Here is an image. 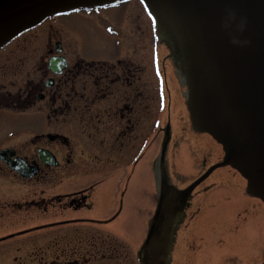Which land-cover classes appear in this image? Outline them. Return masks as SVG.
Listing matches in <instances>:
<instances>
[{
	"label": "rangeland",
	"instance_id": "obj_1",
	"mask_svg": "<svg viewBox=\"0 0 264 264\" xmlns=\"http://www.w3.org/2000/svg\"><path fill=\"white\" fill-rule=\"evenodd\" d=\"M77 16L83 20L76 17L65 20L68 29L76 31L81 39L74 36V32H68L64 28L65 21L62 17L55 16L17 41L27 44L24 50L17 51L16 46H10L6 51L0 52V71L7 68L15 71L13 75L8 74L5 77H2L0 73V91L13 93L20 88L25 90L28 80H36V77L39 80L43 78V66L45 61L48 64L49 60L47 49L55 48L49 43L51 32L54 38L62 37L60 40L63 43L65 56L70 60L83 57L89 61L103 62L115 58H131L128 56L133 52L134 59L143 61L144 58V64L150 63L151 118L149 127L144 129L149 131V137L145 144H142V140L140 143L141 148L138 154L141 155L142 160L136 169V175L129 183L130 193L133 189L134 194L132 193V199L127 205L126 216L123 215L121 218L123 220L111 232L103 226L86 227L85 231L92 235L87 232L88 234L84 236L87 242H93V236H101V240L96 239L97 251L101 255L105 254L107 258L113 256L110 264H141L138 252L146 240L147 220L153 216L157 201L153 160L163 138L160 118L165 103L163 98L165 91L158 58L156 27L140 0H125L111 8H102L99 11L95 9ZM10 49L14 50V55ZM61 79L62 77L58 78L57 82ZM56 88L53 89L54 92ZM119 89V87L115 88L117 93ZM62 101L63 99H59L55 108H60ZM10 102V98L6 97V103ZM72 106L83 107L79 105V102L75 105L73 102ZM50 107L52 106L48 96L44 102H39L34 110L12 108L13 112L21 113L12 115L11 111L3 110L0 114V147L2 149H14L22 157L37 158L39 147L46 146L60 155L62 166L66 165V158L79 161L78 164L69 168L67 174L62 172L61 166L58 170L59 177L55 181L25 182L8 172L0 174V239L15 235L14 238L5 239L0 243V264L46 262L47 244L41 241V237H46L47 229L19 236V232L32 228L26 224L22 225V222L27 219L36 218L38 224L48 222V215H45L42 208L24 206L25 203L43 197L42 192L48 198L51 195L82 190L101 181V185L95 192L96 206L93 207V211L90 213L84 211L81 214L104 219L111 218L116 213L118 208L117 203L114 205V199L119 197L126 188L127 179L123 178V167L126 164L123 160L119 158L112 167L110 163H102L110 162L107 156L111 145L114 144L118 127L114 123L112 125L108 123L110 120L108 116L97 114V107L101 106H92V113L87 115L88 120H83L81 113H74L72 110L64 113L61 111V114L55 115L53 119L49 112ZM102 107L107 108V105ZM102 117H105L102 136L105 142L104 148L101 146V152L98 153L99 147L93 145L96 130L101 128L99 120ZM90 118H92L91 121H89ZM27 119L28 121H24ZM142 122L141 117V125L138 129L141 139L144 135ZM110 127L112 131L108 130ZM82 132L83 135L86 134L87 140L82 138ZM41 134L62 135L74 143L71 142L69 148L64 146L61 140L56 144H52L47 139L37 140L35 137ZM135 136L137 133H134ZM112 137L113 141L110 142ZM83 141H86L89 146ZM147 147L150 150L149 155L143 158L141 153ZM73 149L77 150V154H69V151ZM112 154L114 155V148ZM138 154L135 155L136 160L139 157H137ZM98 155L101 159L99 166L102 168H97V173H92ZM63 156L67 157L63 158ZM81 166H85L84 169H81ZM87 169L91 170L89 175H80ZM130 169L131 164L128 165V170ZM60 180L62 184L57 186ZM209 186L213 189L207 194L198 195L188 213L189 217L194 215L195 219L186 221L185 225L177 231L178 237L171 264H262L264 262V205L248 197L245 191L246 181L231 168L216 171L195 191V194ZM117 190H119L118 195L115 196ZM106 198L109 199L106 200ZM21 204H23L22 208H20ZM142 219H145V224ZM87 247L89 249L88 245ZM18 249H20L19 252Z\"/></svg>",
	"mask_w": 264,
	"mask_h": 264
},
{
	"label": "water",
	"instance_id": "obj_2",
	"mask_svg": "<svg viewBox=\"0 0 264 264\" xmlns=\"http://www.w3.org/2000/svg\"><path fill=\"white\" fill-rule=\"evenodd\" d=\"M123 1L0 0V49L51 17ZM140 1L153 19L165 65L160 129L168 119L172 129L170 136L167 126L153 160V169L159 161L158 203L138 259L171 264L193 193L215 171H236L247 182V194L264 203V0ZM65 66L61 56L49 61L57 75ZM14 156L13 150L0 151V159L21 172L24 162L11 161ZM39 156L57 165L49 151L41 149Z\"/></svg>",
	"mask_w": 264,
	"mask_h": 264
},
{
	"label": "flooded vegetation",
	"instance_id": "obj_3",
	"mask_svg": "<svg viewBox=\"0 0 264 264\" xmlns=\"http://www.w3.org/2000/svg\"><path fill=\"white\" fill-rule=\"evenodd\" d=\"M84 12L87 13L88 11L72 12L58 16V17H62L63 20L65 21L63 22L65 24L64 28H66L68 32H72V33L74 32V36L76 37L78 36L79 39L81 38L79 37V35H77L76 31L68 29L67 21L65 19H71L76 17L79 20H83V18L77 15L82 14ZM106 18L110 19V17H106ZM46 21H44L38 27H41L43 24H45ZM35 29H32L28 32L21 34L15 40H13L9 44L5 45L2 49H0V52H4V50L6 51L7 48L10 46L13 47L16 46L17 51L24 50V46H26L27 44L25 42H17V41L23 39V37L27 36ZM50 35H51V41L49 42L50 46L54 45L55 48L47 49V53H48L47 56L49 60L47 59L48 64H46V61L44 63L43 78L39 80L38 77H36V80H28L27 81L28 86L26 87L25 90L23 88H20L19 91L13 93L11 92L5 93L3 91H0V114L3 113V110L11 111L12 115H18L19 113H21V112H13L11 110L12 108H17L19 110H23V109L34 110L37 107V104L39 102H44L48 98V96L50 98V105L52 106L49 108V112L50 115L53 117V119L55 118V115L61 114V111L62 113H64L65 111L72 110L74 111V113L75 112L78 114L81 113L80 115L83 120H88L87 115L92 113V106L94 105L101 106V107H97L98 110L97 114L108 116V118L110 119L108 120V123H110V125L114 123L116 127H118L117 130L118 132L116 133L115 140L113 141V137H112L110 141V142L112 141L114 142L113 145H111L112 143L110 144L111 150H109L107 156L110 162H102V163L105 164L110 163L112 167L115 164V162L119 158H121L123 162L126 164L123 167V178L126 177L127 184H126V188L123 190L122 193H120L121 195L119 197L117 196L119 190L115 192V196L117 197H115L114 199V205L117 203V208H118L116 213L113 214L111 218L105 217L104 219H98V218L96 219L93 216H86L81 214L84 211H86V213H90L93 211V207L96 206L95 205L96 202L94 200L96 196L95 192L99 187V185H101V181L95 182L94 184L82 190H76L70 193L51 195V197L48 198H46L44 196L45 193L42 192L43 197L36 200H32L30 203H25L24 206L25 207L35 206L37 209L42 208V210H44L45 212V215L46 216L48 215V219H47L48 222L38 224V219L36 218L27 219L24 222H22V225L26 224L31 226L32 228L31 229L28 228L24 231H21L22 233L19 232V236L20 237L24 235L26 236L29 233H32L34 231H41L43 229L48 230L46 237L45 238L41 237L42 238L41 241L46 242L47 244V252H46L47 260L46 262L44 263L42 262L41 264H103V263L110 264L113 256L107 258L105 254L101 255V253L97 251L98 245L96 244V239L101 240V236H93V242L91 241L87 242L84 236L87 235L88 233L90 234V232L85 230L86 227L103 226L107 228L106 229L107 231L109 230L111 232V230L112 229L115 230L117 224L123 220L121 219L123 215L126 216L127 205L129 204L134 194L133 189L132 192L130 193L129 183L136 175L137 172L136 169L140 164V161L142 160L141 155L139 156L138 154L141 148L140 143L142 140V144H145L149 137V131L144 129L147 126L149 127L150 118H151V101H152L151 87L152 86L150 85L151 81H149L151 65L150 63L144 64L145 63L144 58L143 61L139 59H134L132 56L133 52L131 55L128 56L131 58H120V59L115 58L113 60H105L103 62L89 61L83 57L75 60H70L65 56L63 43L60 40L62 37L54 38V34L52 32L49 34V36ZM14 41H16V43H14ZM58 45L60 46L59 49L62 50L61 52H58L57 50ZM160 46L161 45H159L158 47V51L160 49ZM10 50H12V55H14V50L13 49ZM159 55L160 53L158 54V58ZM56 56H61L65 59L66 66L62 74L60 75L55 74L52 70H50L49 67L50 59ZM12 66L13 65H11V67ZM160 66H162V72L164 73L165 71L163 67H165V65L163 61L160 63ZM14 72L15 71H13V69L8 70V68L4 69L3 71H0V73H2V77H5L8 74L13 75ZM60 77H62V79L57 82L58 78ZM61 86H63L62 89ZM116 87L120 88L119 93L116 92L115 90ZM55 88L56 91L54 92L53 89ZM51 92L52 94H49ZM168 94L171 95V92L169 91ZM5 96L10 98L11 100L10 103L8 104L6 103ZM163 98L165 100V96H163ZM59 99L61 100L63 99L62 106L60 108H55V105L57 104ZM170 99L171 98L168 95L167 101H169V106H166L167 113L170 112L171 109ZM73 102L74 105L77 102H79V105L81 104V106L83 107H78V106L73 107L72 106ZM102 105H107V108L102 107ZM141 117L143 121L142 127L144 130L143 131L144 135L142 139H141V135L139 136L140 130H138L141 125L140 123ZM169 117H170V113H169ZM91 120L92 118L89 119V121ZM24 121H28V119ZM104 121H105V117H102L99 120L101 128L100 129L97 128L96 138L94 139L93 146L99 147V150H97L98 153L101 152V146H103L104 148L105 141L102 138L103 130L105 126ZM168 125H170V136H171L172 126L170 120L168 119L165 127L161 128L163 133V139L165 138L166 129ZM108 130L112 131L111 127ZM134 133L135 134L137 133V136L134 137ZM81 135L84 140H87L86 134L83 135L82 132ZM35 138L37 140L47 139L52 144H56L59 140H61L62 143L65 144L64 146H68L69 148L71 142H73L71 141V139L58 134L56 135L41 134L39 136H36ZM83 142L85 144L87 143L86 141ZM87 145L89 146L88 143ZM113 148H114V155L112 154ZM41 149L49 151L55 157L57 165H48L41 162L39 156V150ZM4 150H13L15 152V156L10 158V160L13 161L16 158L22 159L24 162V168L21 169V172L15 171L8 167V164L5 160L0 159V174L8 172L9 174H13L25 182H30L35 180L37 182L42 180L55 181L56 179H58L59 177L58 170L62 166V161H60L59 159L60 155L55 151H53V149H50L49 147L46 146L39 147L37 151V158L35 157L29 158L28 156L22 157L14 149H7V148L2 149V147H0V151H4ZM149 151H150L149 147L143 150V152L141 153L143 158L146 155H149ZM169 152L170 151L168 148V154ZM75 153L77 154L76 149L69 151V154H75ZM136 153L138 154L137 157L139 156L137 160L135 159ZM66 157L67 156H63V158ZM99 160H101L100 155L96 157V160L94 162L95 163L94 171L87 169V171H82L80 175L83 176L89 175L91 172L97 173L98 170L97 168H102L99 166L100 165ZM66 162H67L66 165L62 166V172L64 174H67L69 172V168L78 164L79 161L76 162L71 160L70 158H66ZM154 162H155L154 172L157 177L159 176V172H160V170L158 169L159 165H157L159 161L155 160ZM130 164H131V169L129 171L128 165ZM84 167L81 166V169H84ZM168 167H169L170 179L172 181L173 176H172V167L170 163L168 164ZM61 184H62V180H60L57 183V186ZM212 189L213 187L209 186L204 188L201 192H198L196 194L194 193L190 201V207L187 209L186 217L183 223L178 225L179 228L183 227L186 221L189 220L193 221L195 219L194 215L189 217L188 214L193 207L194 199L202 193L204 194L209 193ZM108 199L109 198H106V200ZM253 200L258 201L256 199ZM106 205L109 206V203L106 202ZM107 206L104 207L107 208ZM22 207L23 204L20 205V208ZM149 212L147 211L148 217H149ZM145 219L147 220L148 218ZM145 219H142L144 224H145ZM132 221H134V219H132ZM149 221L150 218L147 220V224H146L147 229H148ZM89 230H93V229H89ZM140 236H142V234ZM14 237L15 235L2 238L0 239V243L3 242L5 239H12ZM87 245L89 246V249ZM19 251L20 249H18V252Z\"/></svg>",
	"mask_w": 264,
	"mask_h": 264
},
{
	"label": "snow or ice",
	"instance_id": "obj_4",
	"mask_svg": "<svg viewBox=\"0 0 264 264\" xmlns=\"http://www.w3.org/2000/svg\"><path fill=\"white\" fill-rule=\"evenodd\" d=\"M77 11H78V9H77ZM97 11H99V9H97Z\"/></svg>",
	"mask_w": 264,
	"mask_h": 264
}]
</instances>
